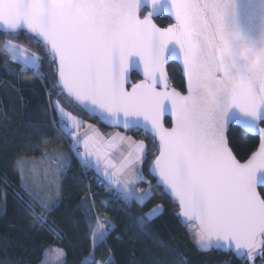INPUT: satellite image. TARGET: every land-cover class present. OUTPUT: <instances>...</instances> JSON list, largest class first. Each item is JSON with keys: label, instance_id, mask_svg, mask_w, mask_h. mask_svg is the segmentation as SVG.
Here are the masks:
<instances>
[{"label": "snow or ice", "instance_id": "6c2138e0", "mask_svg": "<svg viewBox=\"0 0 264 264\" xmlns=\"http://www.w3.org/2000/svg\"><path fill=\"white\" fill-rule=\"evenodd\" d=\"M71 3L84 5V15H74L71 6L49 7L37 14L35 6H47V0H0L5 54L19 64L21 73H31L29 82L39 80L44 94L41 111L70 149H45L38 158H17L18 178L28 199L7 178L0 188V215L8 214L6 189L11 187L17 207L32 218L28 227L33 235L25 250L42 251L48 259L41 264H69L64 249L43 237L58 236L63 243L83 226L87 231L80 244L88 251L81 264H121L116 247L135 248L139 234H146L165 210L161 201L135 216L133 205L143 207L159 194L175 205L174 215L194 234L199 250L229 254L239 264H264V184L259 176L264 171V74H245L239 87L223 91L218 110L194 99L199 92L193 77L223 63L212 54L209 42L228 29L231 0H168L170 15L165 9L158 11L162 0ZM165 13L173 22L160 27L155 20ZM21 33L39 50L19 43ZM173 44L177 58L168 54ZM170 64H179L182 88L175 86ZM3 70L18 76L8 64ZM133 72L141 78L133 81ZM210 86L220 82L213 80ZM233 106L255 122L252 135L258 147L243 161L232 141L243 142L250 134L237 130V136L229 127L227 114ZM23 123L25 128L35 127L30 121ZM101 124L111 131H102ZM50 141L51 137L42 138V143ZM22 143L26 150L40 147L30 135ZM177 147L189 151L187 161L178 159ZM73 159L85 176L92 173L89 179L108 196L97 206L96 193L85 183L75 229L57 231L49 217L63 207V184ZM25 170L33 175L26 178ZM37 186L41 191H35ZM109 208L124 214L122 227L109 216ZM4 246H10L6 239ZM168 254L176 253L169 248ZM0 264L31 262L20 257ZM124 264L141 261L129 253Z\"/></svg>", "mask_w": 264, "mask_h": 264}, {"label": "trees", "instance_id": "16d2710c", "mask_svg": "<svg viewBox=\"0 0 264 264\" xmlns=\"http://www.w3.org/2000/svg\"><path fill=\"white\" fill-rule=\"evenodd\" d=\"M155 22L160 27H165L171 23L167 16H159ZM19 43L32 50H39L29 42V37L26 33H21ZM8 64L10 68L16 70L18 76L13 77L8 75L3 70V65ZM169 72L176 87L182 88V75L177 64L169 65ZM20 72V66L10 60L5 54V47L2 37H0V188H4V180L6 177L5 169L11 162L15 152L23 147V138L31 136L32 141L40 145L36 150L45 149L47 151H56L61 153H69L68 141L62 138L59 129H53L48 122V118L41 111L40 105L44 103L43 89L40 88L39 80L36 79L29 82L28 77ZM133 81L139 79L136 73H132ZM13 86L21 91L17 92ZM35 90V91H33ZM23 97V99H21ZM7 113V115H5ZM23 121H30L35 127L25 128ZM169 123V119H166ZM102 130L108 131L109 128L104 125H98ZM234 130L235 135H239L241 130L238 127H230ZM44 136L51 137L49 143H42ZM137 138H142L137 136ZM258 139L250 135V139L243 142L233 140L234 147L238 159L243 161L247 156L256 149ZM151 151V145H150ZM145 175H148L147 165H145ZM149 179H155L149 176ZM14 186L17 192L25 199H28L27 194L23 189L16 186L13 181L7 178ZM88 183L87 178L81 171L77 161L73 159L71 169L68 176L64 180L63 192V207L55 215L49 217L54 222L57 231L75 229L74 222L80 218V212L77 208L81 197L84 195L83 186ZM91 191L96 193L95 199L97 206L99 201L108 196V193L102 189L95 188L91 182ZM8 194L12 195V188L6 189ZM163 202L165 205L164 214L161 215L150 226L146 234H139L135 242V248L129 247L127 244H122L116 247L115 252L117 259L121 264L127 260L129 253H133L135 258L141 261V264H155L156 260L162 259L165 264H222L224 261H233L234 264H239L234 256L216 251H201L194 242V234L190 232L186 225L178 222L174 215L175 205L168 199L162 198L159 194L145 204L143 207L133 205L132 212L135 216H142L148 212L152 206L158 202ZM108 214L118 222L119 226H123L124 214L108 209ZM15 225V227H12ZM29 222L19 219L15 201H8L7 216L0 215V262L9 258L24 257L30 260L31 264H39L43 258V252L30 253L26 251L27 242L33 235L28 227ZM87 229L81 226V229L75 230L74 234H70L63 243L59 242V237L53 239L47 234L43 239L51 243L55 247L63 248L67 253L69 264H81L82 258L86 255L88 248L85 244L83 247L80 241L84 239ZM5 239L9 242V247L4 246ZM70 240V244H69ZM47 243L45 244V248ZM171 248L176 254L169 255L168 249ZM100 253H97L99 258Z\"/></svg>", "mask_w": 264, "mask_h": 264}, {"label": "clouds", "instance_id": "9594fccd", "mask_svg": "<svg viewBox=\"0 0 264 264\" xmlns=\"http://www.w3.org/2000/svg\"><path fill=\"white\" fill-rule=\"evenodd\" d=\"M61 6H71L73 14L77 16H83L86 10L84 5H73L71 0H47V6L36 5L34 11L43 15L49 7ZM209 48L214 56L223 58V63L217 62L211 69L204 68L193 77L195 88L199 92L194 99L212 110H218V97L223 91L239 87L245 74H264V34L258 40L253 39L242 28L233 25L216 41H210ZM213 80L219 81L220 86H210ZM176 154L181 161H187L190 156L189 151L183 147H177Z\"/></svg>", "mask_w": 264, "mask_h": 264}, {"label": "water", "instance_id": "95a60500", "mask_svg": "<svg viewBox=\"0 0 264 264\" xmlns=\"http://www.w3.org/2000/svg\"><path fill=\"white\" fill-rule=\"evenodd\" d=\"M160 9L167 10V13L170 15V6L168 0H162L158 11ZM168 14H161V16H167L172 23L173 20ZM233 25L239 26L253 39L258 40L260 36L264 34V0H231L228 8V28H231ZM168 54L173 58L178 57L179 54L177 51H175L174 44L169 46ZM177 65L179 66V64ZM133 73H136L139 76V79L141 78L139 73ZM227 120L229 127H238L250 135L254 133L255 122L235 106L229 110L227 114ZM259 176L261 183L264 184V171L260 172Z\"/></svg>", "mask_w": 264, "mask_h": 264}, {"label": "rangeland", "instance_id": "374dc122", "mask_svg": "<svg viewBox=\"0 0 264 264\" xmlns=\"http://www.w3.org/2000/svg\"><path fill=\"white\" fill-rule=\"evenodd\" d=\"M103 131H105V130H103ZM49 152L61 153V152H56V151H49ZM41 153H42V150L33 151V150H26V149H18L15 152L11 162L7 165V167L5 169L6 177L8 179H10L11 181H13V183L16 186H18L21 189H23L21 187V183H20L19 178H18L19 173H18V169L16 167V160H17L18 157L22 158L24 160H30L32 157H37L38 158L41 155ZM24 175L27 178V177H31L33 175V173L31 171H29V170H25ZM138 186L139 187H146V185H144V184H140ZM35 191L39 192V191H41V188L39 186H37L35 188ZM8 201L9 202L15 201V198L11 194H8ZM15 203H16V201H15ZM16 207H17V205H16ZM36 211H39V209L37 208ZM17 213H18L19 219H23L25 221H28L29 223L31 222V219H32L31 216L28 213H26L23 209L17 207ZM48 236L51 237L52 239L55 237V236H51V235H48ZM53 247H55V246H53ZM46 259H48V258L44 257V255H43L42 260H46ZM39 264H41V262ZM257 264H259V262H257Z\"/></svg>", "mask_w": 264, "mask_h": 264}, {"label": "built area", "instance_id": "2783aa9c", "mask_svg": "<svg viewBox=\"0 0 264 264\" xmlns=\"http://www.w3.org/2000/svg\"><path fill=\"white\" fill-rule=\"evenodd\" d=\"M91 176H92V173H91V172H89L88 175L85 176V177L87 178V180H88V183H91V182H92L95 188H99V189L104 190V188L97 186L95 180H90V179H89V177H91ZM104 191H105V190H104ZM105 192H106V191H105Z\"/></svg>", "mask_w": 264, "mask_h": 264}, {"label": "crops", "instance_id": "0c3cea01", "mask_svg": "<svg viewBox=\"0 0 264 264\" xmlns=\"http://www.w3.org/2000/svg\"><path fill=\"white\" fill-rule=\"evenodd\" d=\"M102 130V129H101ZM103 131V130H102ZM108 131H111V129L110 130H108ZM108 131H105V132H108Z\"/></svg>", "mask_w": 264, "mask_h": 264}]
</instances>
